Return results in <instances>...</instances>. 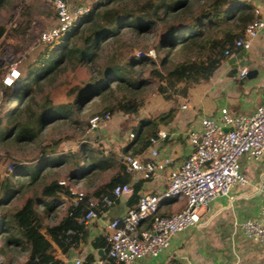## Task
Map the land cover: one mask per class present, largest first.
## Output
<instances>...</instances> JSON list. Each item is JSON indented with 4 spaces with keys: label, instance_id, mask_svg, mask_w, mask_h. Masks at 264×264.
<instances>
[{
    "label": "trees",
    "instance_id": "trees-1",
    "mask_svg": "<svg viewBox=\"0 0 264 264\" xmlns=\"http://www.w3.org/2000/svg\"><path fill=\"white\" fill-rule=\"evenodd\" d=\"M193 1L147 0L136 7L130 6L129 0H94L90 12L76 28L52 43L41 44L35 61L25 72L19 73L11 86H1L4 96L10 93L16 105L11 112H5L4 103L8 104L10 100L5 101L1 97L0 146L33 143L48 125L55 121L73 120L75 116L82 115L86 105L96 101H107L108 105L92 117L107 113H136L139 102L126 95L149 84L148 80L137 77L138 66L151 65L147 69L148 78L159 82L166 100L185 96L189 88L209 80L228 59L224 52L235 51L234 41L259 16L255 15V9L248 0H198L196 2L200 3V7L196 12H192ZM171 16L181 18L180 22L166 24L157 34V24ZM125 30L141 38L155 36V60L142 55L119 64L117 54L127 44L123 39ZM3 34L4 30L0 28V40ZM109 47L110 51L105 53ZM162 51H165V58L159 56ZM178 56H183V59L173 63L171 60ZM66 68H86L90 78L68 91L70 101L54 105L46 95L42 103L36 105L33 88H40L42 82H47ZM115 91L125 94L112 100ZM33 105L37 106L36 111L32 110ZM23 116H27L25 122L21 121ZM173 119V111L159 115L150 122L146 131L139 132L136 140L149 143L151 138L158 137L157 126L169 125ZM75 123L78 125V122ZM78 127L86 136L88 122ZM94 143L98 144V141ZM95 153L100 155L99 159ZM54 154L53 148L39 150L29 165L10 158L13 172L0 173V208L6 203L4 198L8 200L22 192L24 183L34 185L42 173H51L65 163L64 156ZM75 158L79 160L73 163L75 171L88 172L102 169L105 165L101 150L92 148L86 137ZM79 158L83 160L82 167L79 166ZM68 178L75 181L76 172ZM101 190L95 194L98 198L108 196L114 199L105 187ZM62 197L68 200L65 215L57 224L44 228L37 207L43 205V213L47 215L54 208L53 204L58 206ZM70 198L67 186L59 185L58 180H51L41 186L37 198H28L22 208L9 218L0 213V229L4 237L0 256L4 257L7 249L17 247L28 251L22 264H64L56 257L54 246L59 249L73 248L86 239L85 226L79 219L87 209L84 205L72 206ZM147 226L146 223L144 227ZM93 246L106 248V243L97 239ZM84 264H94L93 259L87 257Z\"/></svg>",
    "mask_w": 264,
    "mask_h": 264
},
{
    "label": "crops",
    "instance_id": "crops-1",
    "mask_svg": "<svg viewBox=\"0 0 264 264\" xmlns=\"http://www.w3.org/2000/svg\"><path fill=\"white\" fill-rule=\"evenodd\" d=\"M248 1L264 20V0ZM81 4L91 8L92 2L81 0ZM240 69L252 72V75L241 79L238 72ZM173 98L159 114L173 111L174 119L169 125L157 126L158 134L165 133L166 137L159 139L156 147L160 156L171 157L177 166L189 155L191 148L187 143V134L200 130L202 117H217L221 108L232 114H248L256 107L264 106V30L253 41L251 50L238 52L234 60L226 59L209 80L189 88L185 96ZM182 106L186 109L182 110ZM143 112L140 118L118 112L115 117L112 115L108 123L96 129V138L88 139L92 148L107 151L102 153L105 165L102 169L89 170L86 175V172H81L75 183L88 178L97 179L103 172L113 169L115 173L106 182L97 179L89 187L85 186V193L98 198L95 194L101 188L105 187L111 192L114 184L121 183L129 184L132 192L112 199L113 204L109 207L99 206L96 219L85 226L86 239L76 247L59 249L54 246L56 257L64 264H73L75 260L84 264L87 257H91L95 264L103 255L104 247H94L93 244L97 239L99 242L104 240L108 222L135 208L140 195H162L165 192L163 174L143 181L138 174H126L121 163L125 155L141 160L149 155L151 146L148 142L136 140L133 131H124L128 123L138 124L140 132L146 131L150 122L159 116ZM115 118L127 122L112 126ZM130 134L134 135L132 139L129 138ZM94 155L97 158V154ZM240 165L242 174L248 179L247 185L235 186L227 198H219L202 209L197 227L176 235L169 249L157 258H146L138 264H264V244L248 239L238 228L241 223L259 216L258 188L264 179V155L252 163L240 160ZM57 207H65V215L68 200L62 197ZM179 209V202L162 203L160 214L170 215Z\"/></svg>",
    "mask_w": 264,
    "mask_h": 264
},
{
    "label": "built area",
    "instance_id": "built-area-1",
    "mask_svg": "<svg viewBox=\"0 0 264 264\" xmlns=\"http://www.w3.org/2000/svg\"><path fill=\"white\" fill-rule=\"evenodd\" d=\"M51 7L55 25L39 34L42 45L52 43L61 35L74 28L78 20L90 12L81 0H45ZM99 1V0H96ZM255 15L260 12L255 9ZM264 30V20L258 17L250 23L242 36L234 41L235 51L247 52L252 43ZM226 50L224 56L236 59L237 52ZM239 78H246L248 72L240 69ZM19 77L15 68L4 78L5 86H10ZM182 110L186 107L182 106ZM112 119V115L93 116L88 121V131L96 130ZM87 131V132H88ZM133 134L129 138H133ZM165 133L151 138V149L145 160L125 155L122 166L126 174H138L148 181L163 174L165 192L162 195H140L135 208L106 225L104 240L106 248L96 264H138L146 258H157L170 247L171 240L184 230L195 228L200 222V211L219 198H227L237 186H245L248 179L241 172L240 160L256 162L264 155V106H258L248 114H232L221 108L217 117L204 116L200 120V130L187 134L191 148L184 161L175 166L169 156H160L157 142ZM72 181H61L71 195L72 206L84 205L86 213L79 219L88 226L97 217L99 206L109 207L113 200L108 196L96 198L88 195ZM132 192L129 184L115 185L111 196L121 198ZM260 194L259 216L241 223L238 228L248 239L264 244V179L258 188ZM179 202L180 209L170 215L160 214L162 203ZM147 227H144L145 224ZM70 234V233H68ZM0 264L4 259L0 256ZM73 264H82L75 260Z\"/></svg>",
    "mask_w": 264,
    "mask_h": 264
},
{
    "label": "rangeland",
    "instance_id": "rangeland-1",
    "mask_svg": "<svg viewBox=\"0 0 264 264\" xmlns=\"http://www.w3.org/2000/svg\"><path fill=\"white\" fill-rule=\"evenodd\" d=\"M94 0H91L93 3ZM147 0H129L130 6H138ZM193 1L192 12H196L200 3ZM88 6V5H86ZM92 6V4H91ZM89 7V6H88ZM90 8V7H89ZM91 9V8H90ZM85 17L78 20L81 23ZM181 18L167 17L166 21L159 22L157 24V34L161 31L166 24H177L180 22ZM77 24L74 28L77 27ZM55 25L54 13L50 5L45 0H2L0 2V28L4 30V34L0 40V89L4 78L10 73L12 68H15L18 73H23L30 64H32L39 51L42 48L39 42V34L47 29L52 28ZM73 28V29H74ZM123 39L127 43L121 51L117 54V62L119 64H124L128 62L129 59L135 57L139 58L142 55L148 56L152 60H155V52L153 51V45L156 42L155 36L138 37L130 30H125L123 34ZM110 51V47L107 48L105 53ZM160 58H165V51L160 52ZM183 59V56H178L173 58L171 61L173 63ZM151 65L146 67L137 68V77L141 79L148 80L147 85L143 86L138 91H134L133 94L126 95L129 98L135 99L139 102V108L136 113L125 114L128 116H134L137 118L141 117L143 110L146 114L159 115L165 104L174 100H166L163 97V91L159 82L151 80L148 78L147 69ZM90 78L89 70L86 68H80L72 70L66 68L61 70L57 75L49 79L47 82L41 83L40 88L34 87V98L35 104L42 103L43 98L47 95L52 104L58 105L70 101L68 98V91L81 83L88 81ZM3 91V90H2ZM123 91H115L112 100L119 98ZM9 93L7 97L0 90V105H2L4 99L5 101L10 100L8 104L4 103L5 112H11L16 103L13 98H10ZM114 102V101H112ZM108 105V102L96 101L95 103H90L83 108L82 115L74 117L70 121H55L51 125H48L45 129L39 133L37 138L33 143H19L15 146H0V173L4 175V172H13V164L9 163L10 158L15 161L23 162V164L29 165L32 159H34L39 152V150H46L47 148L54 149L55 156H64L66 158L65 163L62 164L58 169H54L51 173H42L39 181L34 185H29L24 183L22 192L15 195L8 200H6L5 205L0 208V213L6 215L8 218L22 208L25 201L28 198H37L41 186L51 180H58L59 182H68V178L71 174L76 172V175H80L81 171H75L73 163H77L79 155L80 146L83 142L84 135L82 130L79 129V124H84L85 121H89L93 114L101 112L104 107ZM37 106L33 105L32 110L36 111ZM117 114V113H115ZM115 114L114 117H115ZM145 116V115H144ZM129 117V119H130ZM27 116H23L21 121L25 122ZM127 122V120H125ZM125 121H119L116 118L112 122V126L123 124ZM78 122V125L75 123ZM125 122V123H126ZM124 131L128 133L133 131V134L137 136L140 132V127L138 124L128 123L124 126ZM87 134V133H86ZM102 153L107 152L105 150ZM67 154L71 155L68 157ZM74 158V160L72 159ZM98 158V155H97ZM79 166H83L82 158H79ZM110 169L106 172L100 174L97 179L100 182H106L110 175L114 174V170ZM83 172V171H82ZM70 174V175H69ZM88 172L85 173V175ZM15 176V174H14ZM97 179H85L81 182L73 181L71 185L78 187V189L85 192V186L89 187ZM72 181V180H71ZM50 203V201H46ZM54 208L45 215L43 213L44 206L37 207L38 212L41 215L43 222V227H49L57 224L64 216L65 207H56L57 204H53ZM45 235V229L42 230ZM0 229V247L3 244L4 237ZM28 256V251L24 248H9L6 251L4 259V264H22Z\"/></svg>",
    "mask_w": 264,
    "mask_h": 264
},
{
    "label": "water",
    "instance_id": "water-1",
    "mask_svg": "<svg viewBox=\"0 0 264 264\" xmlns=\"http://www.w3.org/2000/svg\"><path fill=\"white\" fill-rule=\"evenodd\" d=\"M251 75H252V72H248L246 78H249ZM97 134H98L97 130H91V131H88V132H87V134H86L85 137H86L87 139L92 140V139L96 138ZM95 264H96V263H95Z\"/></svg>",
    "mask_w": 264,
    "mask_h": 264
},
{
    "label": "clouds",
    "instance_id": "clouds-1",
    "mask_svg": "<svg viewBox=\"0 0 264 264\" xmlns=\"http://www.w3.org/2000/svg\"><path fill=\"white\" fill-rule=\"evenodd\" d=\"M11 86V85H10Z\"/></svg>",
    "mask_w": 264,
    "mask_h": 264
}]
</instances>
